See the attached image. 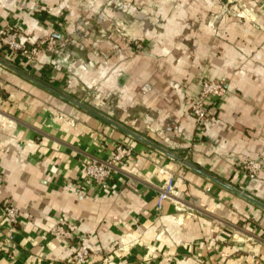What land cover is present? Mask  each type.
Returning a JSON list of instances; mask_svg holds the SVG:
<instances>
[{"label": "crops", "instance_id": "crops-1", "mask_svg": "<svg viewBox=\"0 0 264 264\" xmlns=\"http://www.w3.org/2000/svg\"><path fill=\"white\" fill-rule=\"evenodd\" d=\"M242 1L249 17L219 0H0V27L57 40L34 59L0 42V264H74L80 243L83 264H264V185L241 167L264 152V0ZM204 78L227 91L198 127ZM122 143L109 188L88 182L85 160Z\"/></svg>", "mask_w": 264, "mask_h": 264}, {"label": "built area", "instance_id": "built-area-1", "mask_svg": "<svg viewBox=\"0 0 264 264\" xmlns=\"http://www.w3.org/2000/svg\"><path fill=\"white\" fill-rule=\"evenodd\" d=\"M12 28L9 26L0 27V40L5 43L7 47L18 49L24 55L29 56L30 53L33 57L41 51V47L46 46L47 50H53L56 43V37L51 34L50 36H40L34 41L30 42V45L25 43V40L18 39L19 34L16 29L11 32ZM41 46V47H40ZM227 91V84L223 79H210L204 78L201 82L199 91L191 104V112L194 118V123L201 127L205 124L207 118V104L206 100L209 96H220ZM133 153V148L129 145H117L114 154L105 160H99L96 158H88L85 160L82 166L85 179L88 182H93L101 190H107L109 188V179L113 174L117 164L122 167L126 166L127 159ZM241 167L246 172L250 179L260 178L264 185V152L257 157L247 158ZM175 187L173 185L172 177L162 185L156 199L157 210H161L165 200H174ZM19 209L14 204H9L5 208V217L12 225L18 222ZM57 235H61L65 238H71V231L64 229L62 226H56L53 230ZM91 252L84 243H80L76 246V249L71 255V260L74 264H83L89 258ZM252 257H257L256 254Z\"/></svg>", "mask_w": 264, "mask_h": 264}, {"label": "rangeland", "instance_id": "rangeland-1", "mask_svg": "<svg viewBox=\"0 0 264 264\" xmlns=\"http://www.w3.org/2000/svg\"><path fill=\"white\" fill-rule=\"evenodd\" d=\"M219 2L221 3L222 8L224 9V11L227 12L228 14L234 15V16H241V17H242V15H246L247 17H249L248 16V12H249L248 11V6H247V4L244 1H242V0H219ZM11 28H12L10 30L11 32H13L14 29H16L17 33L19 34V38L18 39H23L21 37V34H20V30L19 29L15 28V27H11ZM50 35H51V33H46V34L41 35V36H50ZM125 38L126 39L129 38L131 41H133V35H129V34L127 35V34H125ZM0 42H1V40H0ZM56 42H57V40H56ZM25 43H27L28 45H30V42H27V40H25ZM137 44H140V43H137ZM1 45L3 47H6L8 50H11V51H19L18 49L7 47V45L5 43H2L1 42ZM55 46H56V43H55V45L53 47L55 48ZM41 48H42L41 49V51H42L43 49H46V46H43L42 45ZM29 57L31 59H34V57H33V55L31 53H30Z\"/></svg>", "mask_w": 264, "mask_h": 264}]
</instances>
